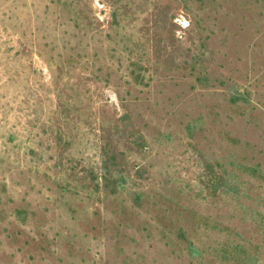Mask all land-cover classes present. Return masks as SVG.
<instances>
[{
  "label": "rangeland",
  "instance_id": "rangeland-1",
  "mask_svg": "<svg viewBox=\"0 0 264 264\" xmlns=\"http://www.w3.org/2000/svg\"><path fill=\"white\" fill-rule=\"evenodd\" d=\"M0 264H264V0H0Z\"/></svg>",
  "mask_w": 264,
  "mask_h": 264
}]
</instances>
